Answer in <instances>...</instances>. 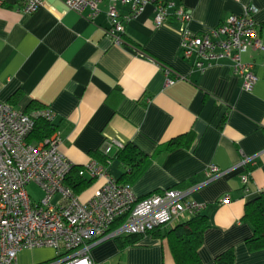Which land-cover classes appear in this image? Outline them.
<instances>
[{"label": "crops", "instance_id": "crops-1", "mask_svg": "<svg viewBox=\"0 0 264 264\" xmlns=\"http://www.w3.org/2000/svg\"><path fill=\"white\" fill-rule=\"evenodd\" d=\"M172 1L192 14L188 26L199 33L252 6L264 45V0ZM119 10L125 16L130 6L119 3ZM86 13L69 10L65 0H43L30 13L19 0L0 6V102L25 113L51 109L60 149L76 166L102 152L107 141L114 144L111 154L116 144H135L152 156L130 184L137 197L179 188L204 205V264H218L217 256L230 249L234 264H264V248L250 249L253 227L242 220L246 202L264 190V49L243 54L257 77L246 90L228 60L199 70L185 59L178 22L156 25L152 4L126 22L122 44L107 33L106 2L93 20ZM166 68L173 70L172 84ZM180 135L185 145L156 153ZM210 165L223 173L208 181ZM125 170L118 161L109 166L116 178ZM246 173L248 191L241 181ZM102 182L95 179L81 198ZM227 195L230 202L222 203ZM91 256L97 264H176L167 238L150 234L126 247L116 237L105 239Z\"/></svg>", "mask_w": 264, "mask_h": 264}, {"label": "built area", "instance_id": "built-area-1", "mask_svg": "<svg viewBox=\"0 0 264 264\" xmlns=\"http://www.w3.org/2000/svg\"><path fill=\"white\" fill-rule=\"evenodd\" d=\"M7 1L0 0V6ZM19 1L21 10L27 13L43 3V0ZM105 2L109 18L107 33L116 44L125 42L126 22L152 4L156 25L171 20L178 22L182 56L197 69L228 60L242 78V88H253L257 79L255 65L244 61L243 54L251 49H264V45L255 18L256 9L252 6L199 33L188 26L192 14L172 0H65L69 10L87 11L89 20L98 15ZM119 3L130 6L129 14L121 15ZM172 73L171 68L165 69L167 84L175 81ZM41 116L55 120L49 108L25 113L0 102V264H18L21 252L39 247H51L56 255L38 264H97L91 256V249L97 243L125 234H145L204 209L203 204L189 198V191L179 188L137 197L130 184L119 182L111 174L110 160L103 163L95 158L80 168L79 175L87 174L103 182L88 199H82L66 183L75 164L60 149L61 131L56 129L39 142L29 141L36 119ZM113 145V141L105 142L103 152L111 153ZM123 146L116 144L117 149ZM222 173L217 165L205 170L208 181ZM249 179L250 173L241 178L245 191L249 190ZM30 183L42 188L41 199L32 198L27 189ZM230 200L227 195L221 202ZM121 218L122 224L113 229Z\"/></svg>", "mask_w": 264, "mask_h": 264}, {"label": "trees", "instance_id": "trees-1", "mask_svg": "<svg viewBox=\"0 0 264 264\" xmlns=\"http://www.w3.org/2000/svg\"><path fill=\"white\" fill-rule=\"evenodd\" d=\"M42 109L34 108V110ZM57 125L54 121H49L44 117H38L35 127L29 136V141L39 142L49 137ZM185 135L172 138L165 143L159 144L156 153L164 150H171L185 145ZM188 145V144H187ZM95 159L106 163L110 160L112 163L118 161L125 167L122 175L116 178L119 182L131 184L138 179L149 166L152 156L144 153L135 144L128 142L123 147L116 149L114 154H105L103 151L95 152ZM82 166L73 167L71 173L66 179L77 193H83L94 183L95 179L87 174L79 175ZM123 218L112 226L113 229L119 227ZM243 221L248 222L253 227V234L246 239L250 249L257 250L264 248V190L253 199L245 204ZM174 223V224H173ZM171 227L164 225L155 228L145 234H125L116 237L121 247L136 244L144 235L150 234L156 237L167 238L176 264H204L200 249L204 243L205 231L209 228V217L203 212V209L192 215L182 216L179 220L174 221ZM164 230H163V229ZM218 264H234L235 253L232 249L219 254L216 258Z\"/></svg>", "mask_w": 264, "mask_h": 264}, {"label": "rangeland", "instance_id": "rangeland-1", "mask_svg": "<svg viewBox=\"0 0 264 264\" xmlns=\"http://www.w3.org/2000/svg\"><path fill=\"white\" fill-rule=\"evenodd\" d=\"M117 166V164H116ZM115 166V167H116ZM113 168V167H112ZM114 173V169H112ZM28 192L33 199L39 200L43 197L42 188L36 183H30L27 186ZM58 198V196H57ZM56 255L55 249L51 247H39L35 249H27L21 252L18 256V264H38L52 260Z\"/></svg>", "mask_w": 264, "mask_h": 264}]
</instances>
